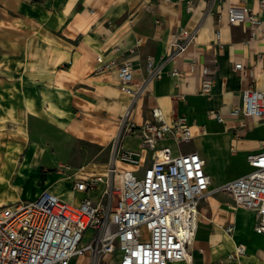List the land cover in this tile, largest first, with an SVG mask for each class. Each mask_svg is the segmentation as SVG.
Here are the masks:
<instances>
[{"label": "crops", "instance_id": "crops-1", "mask_svg": "<svg viewBox=\"0 0 264 264\" xmlns=\"http://www.w3.org/2000/svg\"><path fill=\"white\" fill-rule=\"evenodd\" d=\"M242 4L258 11V25L247 19L229 22V7ZM182 28L196 29L195 38L170 57L172 34ZM263 28L257 0H0V205L27 195L29 180L58 194L52 172L45 173L51 160L58 166L56 180L79 176L72 183L73 197L62 198L75 204L94 198L74 183L100 174L106 165L99 155L113 138V123L119 125L128 111L126 121L139 124L155 106L167 121L184 115L192 125L191 147L166 144L174 153L199 152L210 188L251 171L247 156L264 148V120L231 112L242 104L245 88L264 89ZM148 57L163 62V75L150 82ZM111 59L132 63L133 86L143 85L134 100L120 89L116 67L100 68ZM237 63L242 66L236 68ZM204 65L212 67L208 95L198 92ZM72 124L80 133L70 129ZM100 126L105 128L98 135L93 129ZM131 137L138 147L126 145ZM140 143L138 135L123 137L127 149L137 151ZM70 147L66 164L56 160V150ZM67 170L74 171L65 176ZM232 201L223 191L201 201L191 264H264V233L254 228L256 212L232 208ZM242 216L251 224L245 226ZM228 221L235 222L232 235L223 230ZM239 243L245 253L230 258ZM117 263V256L109 255L107 264Z\"/></svg>", "mask_w": 264, "mask_h": 264}, {"label": "built area", "instance_id": "built-area-1", "mask_svg": "<svg viewBox=\"0 0 264 264\" xmlns=\"http://www.w3.org/2000/svg\"><path fill=\"white\" fill-rule=\"evenodd\" d=\"M257 3L258 10L264 11V0ZM188 8L192 10L193 4L189 3ZM258 18V11L246 4L228 9L231 23L247 19L258 25ZM196 32L187 28L174 32L170 57L184 52ZM216 35L219 42L218 30ZM97 61H102L101 54ZM162 64L153 57L147 58L146 82L163 75ZM108 67L117 68L120 89L134 100L143 85L133 86L132 63L111 59L100 66ZM211 68L204 65L202 69L198 92L204 95L212 89ZM172 73L179 74V70ZM126 114L113 139L106 172L74 183L75 189L85 192L96 191L101 185L94 198L86 196L75 204L44 190L35 199L0 205V264H100L106 255H116L117 264H191L189 246L198 227L201 201L212 190L211 178L199 152L174 153L166 142L173 141L178 148L189 142L193 138L192 125L184 115L167 121L159 106L153 107L139 124L126 121ZM231 114L264 120V89L245 88L242 104L235 106ZM213 115L223 119L218 111H213ZM126 135L140 137V151L124 146L122 138ZM247 160L251 171L216 189L232 197L233 208L254 210V228L264 233V148L249 153ZM122 163L134 168H121ZM223 230L232 235L235 222L228 221ZM245 250L246 246L239 243L229 257L242 255Z\"/></svg>", "mask_w": 264, "mask_h": 264}, {"label": "rangeland", "instance_id": "rangeland-1", "mask_svg": "<svg viewBox=\"0 0 264 264\" xmlns=\"http://www.w3.org/2000/svg\"><path fill=\"white\" fill-rule=\"evenodd\" d=\"M113 125L115 127L114 128L115 130H113V133L111 134V135H113V138H112V140L109 143H106L104 146H102L104 149L101 151V153L99 155V161L102 162V163H104V164H106V165H107V163L110 160L113 139L115 138V135H117L118 132H119V125L116 124V123H113ZM100 128L102 130L101 129H98V128H94L93 131H96V133L99 135V132L100 131H103V128H105V126H100ZM70 129L73 130V131H75V132H77V133H80L79 128L77 126H75V124H72L70 126ZM97 131H99V132H97ZM97 134H95V135H97ZM122 142H123V138H122ZM138 142L139 141H138L137 138L131 137L130 139L128 138L126 140V145L127 146H131V147H138ZM169 142L173 146H175V144H174L173 141H169ZM192 143L193 142H191V141L190 142H184V143H182V148L183 149H188L189 147L192 146ZM72 149H73V147H70V149L68 151H66V150H64L62 148L59 149V150H56V152L59 154L58 156L56 155V160L62 159V161L64 162V164H66V162H68V157H66V156H68L69 151H71ZM140 150H141V145H139L138 151H140ZM75 151H78V149L76 148ZM53 153H55V152L53 151ZM151 157H152L151 156V153H148V158L151 159ZM50 159H52V158H50ZM106 165L102 166L101 169H99L100 173H102L106 169ZM45 166L47 168V171L45 173L49 174V173L52 172V174L50 175V177H51V179L53 178V180L56 181V185L55 186H56L58 195L60 197H65V198L73 197V195H74V189L72 187V183H73L74 179L76 177H79V176H76L74 178H66L65 177V178H61V179L56 180L58 178V174H53V172H55L56 171L55 169L58 168L57 164H55L54 162L52 163V160H51V162L49 161ZM133 166L134 165H127V163H122L121 164V168H124V167L134 168ZM74 170H72V171L71 170H67L65 176H67L68 174H70ZM42 175H44V172H43ZM50 177H48V180H50ZM41 186H42V182H38L36 180V182L34 183L33 181L29 180L28 182H26V186H25L27 195H24L23 198H20L17 201H19V200H32V199L37 198L44 191V189L42 190V187ZM100 189H101V185H99V187L96 189V191H93L91 193V195L93 197H95L96 194L100 191ZM37 191L39 192L37 194V196L35 198H30L29 194L30 193H35ZM221 191L222 190L219 188V189H216V191H214L213 193L221 192ZM17 201L8 200V201H6V205H12V204H14ZM231 204H233V201H232ZM237 207H240V206H237ZM242 218H243V222H244V225L245 226H247L248 224H251V220L247 216H242ZM108 257H109V255L104 256L101 259L100 264H107L108 263Z\"/></svg>", "mask_w": 264, "mask_h": 264}, {"label": "bare ground", "instance_id": "bare-ground-1", "mask_svg": "<svg viewBox=\"0 0 264 264\" xmlns=\"http://www.w3.org/2000/svg\"><path fill=\"white\" fill-rule=\"evenodd\" d=\"M131 165H132V164H131ZM130 169H132V168H130ZM105 172H106V169H105L102 173H105ZM215 189H216V188H213L209 193L216 191ZM209 193H207V194H209ZM193 240H194V238H193ZM193 240L191 241V244H192ZM191 244H190V246H191ZM190 246H189V248H190ZM190 249H191V248H190Z\"/></svg>", "mask_w": 264, "mask_h": 264}]
</instances>
